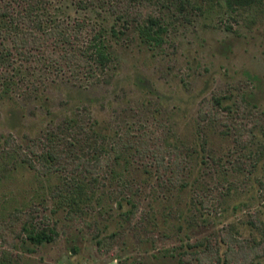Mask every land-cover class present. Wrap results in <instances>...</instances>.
<instances>
[{"label": "rangeland", "instance_id": "rangeland-1", "mask_svg": "<svg viewBox=\"0 0 264 264\" xmlns=\"http://www.w3.org/2000/svg\"><path fill=\"white\" fill-rule=\"evenodd\" d=\"M43 1L68 29L84 20L95 34L115 23L95 7L79 9L76 0ZM7 2L14 1L0 5ZM262 2L244 8L168 0L160 45L143 43L136 30L116 23L117 36H106L110 62L106 71L93 70L96 78L76 63L70 68L45 59L44 65L12 55L18 72L11 92L0 96V138H15L37 170L0 150V264H178L182 244L220 245L229 225L239 240L258 238L247 221L253 215L264 221ZM55 44L47 42L60 55L72 50ZM221 97L230 111L212 107L220 120L210 136L198 134L206 124L201 111ZM67 118L83 128L95 123L109 143L122 139L130 149L115 160L83 141L64 143L45 163V134ZM93 155L103 161L96 175L76 168L81 157ZM200 155L212 159L204 165ZM162 157L164 166L183 160V191L155 168ZM127 210L134 215L125 219ZM30 233H44L48 241L32 243ZM225 257L226 264L243 262L236 254ZM251 262L264 264V254Z\"/></svg>", "mask_w": 264, "mask_h": 264}, {"label": "trees", "instance_id": "trees-1", "mask_svg": "<svg viewBox=\"0 0 264 264\" xmlns=\"http://www.w3.org/2000/svg\"><path fill=\"white\" fill-rule=\"evenodd\" d=\"M13 1L20 3L19 8L21 7V10H16L17 8L14 2H7L6 4L0 5V37L7 39V42H0V96L8 95V93L11 92V85L12 82H14L13 78L15 79V73L18 72L16 66L12 63V59H9L12 55L20 59L24 58L26 62H41L44 65H46V63L54 65L63 60L67 62L71 68V65H75L76 63V66L87 70L89 77L96 78L93 70H96L95 73L100 70H105L110 62V45L107 44L108 40L106 36L108 34H112L114 37L117 36V32L114 29L116 23H120L122 25L121 27L125 30H136L143 43L160 45L162 43V34L165 33L164 23L161 18L163 9H171V6L169 4L167 5L168 0H76V6L79 9L85 10L90 7H95L99 11L106 13L110 18H113L115 22L113 26L111 25V27L107 29L108 32L106 28H101L95 34H92L96 27L88 25L84 20L76 21L70 29H68L64 23L56 20L51 11L47 9L43 0ZM196 1L199 4L202 1L208 4H211L210 2L212 1L213 3L224 2L227 7L232 6L234 3L244 8L263 3V0ZM88 29L90 30L91 37L86 34ZM122 33L123 32H118V34ZM85 39L87 40L84 49L79 48L77 44L84 42ZM48 41H52V43L55 42V45L58 46H71L72 50L60 55V53L52 52L51 49L48 48ZM73 45L75 46V50L72 48ZM41 51H46L45 55H42V57H45L43 59L38 57ZM7 63L10 65H7ZM223 98L224 97L213 99L210 103V107L207 105L205 109L201 111L200 114L202 116L200 117V122H206V124L200 129L198 134L210 136L209 132L212 123L220 120L219 116L212 113V107H217L221 111H224V109H226L225 111H230V107L224 106ZM79 124L80 123L76 119L67 118L63 121L62 126H60L58 130L45 134L43 139L47 144L46 152L44 153L46 158L43 159L45 163L54 161L53 151L59 148L58 145L64 143L74 146L77 142L80 143L83 141L89 144L87 146L88 148L96 147L95 151L106 149V154L111 152L115 160H118L123 151L130 149L124 148L125 144H123L122 139L109 143L110 139L101 135L102 133L97 130L95 123L89 126L85 125L84 128L79 126ZM62 130L63 132L70 131L72 134L66 137ZM73 133L81 134V139L76 140ZM251 134L252 133H250V136ZM220 135L224 136L225 134L221 131ZM131 147L137 152L141 151L140 148H137V146L133 144ZM144 149L145 148L142 149V152H146ZM0 150L3 152L5 151L8 156L11 155L10 157L21 162L24 166L27 165L36 169L33 164V159H30L24 154L22 147L12 136L0 138ZM202 150H204V148H202ZM151 153L156 154L157 152L151 150ZM200 157L201 163L204 165L206 161L212 159L210 155H208V160H205V157H207L205 155H200ZM182 161L183 160L179 159V161L176 160L173 163H165L164 166L162 157L160 158V162L157 161L155 164L156 169H163L165 172L169 173V179H167L166 182L172 186L178 185L180 187L178 188L179 191H183V189L187 187V182L181 181L179 178L183 171ZM102 164L103 161L93 155L92 158L88 159L81 157L79 161H77L76 168H80L89 175H96V168ZM241 166L244 168L246 163H243ZM250 167L253 169L255 165ZM80 188L82 189V187ZM70 194H72V192H70ZM117 205L119 209L123 207L119 203ZM131 207L136 209L134 205H131ZM133 215L134 213L131 210H127L122 214L125 219ZM250 219V221H247V224L250 225L252 230L260 234L258 238H253L251 241L239 240L234 236L237 233L236 228L229 225L225 232H223L224 234L221 235L220 245L217 243L211 244V242H207L205 239H199L193 243L182 244L180 246L181 253H179L178 256V264H226L224 261L227 257H222L227 255L234 256V254L241 256L243 260L242 264H251L252 260L262 258L264 254V221L255 215L251 216ZM179 229H181V226H179ZM28 239L32 243L41 245L48 241V236L44 233H30ZM97 245L101 248L100 241L97 242ZM223 245H225L226 249L223 253L224 255L221 256L220 251ZM234 245H236L237 250L233 249ZM169 258L175 259V256L171 255Z\"/></svg>", "mask_w": 264, "mask_h": 264}]
</instances>
